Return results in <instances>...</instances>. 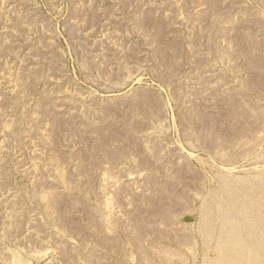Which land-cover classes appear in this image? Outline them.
<instances>
[{
    "label": "rangeland",
    "instance_id": "obj_1",
    "mask_svg": "<svg viewBox=\"0 0 264 264\" xmlns=\"http://www.w3.org/2000/svg\"><path fill=\"white\" fill-rule=\"evenodd\" d=\"M0 264H264V0H0Z\"/></svg>",
    "mask_w": 264,
    "mask_h": 264
}]
</instances>
